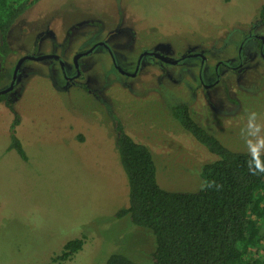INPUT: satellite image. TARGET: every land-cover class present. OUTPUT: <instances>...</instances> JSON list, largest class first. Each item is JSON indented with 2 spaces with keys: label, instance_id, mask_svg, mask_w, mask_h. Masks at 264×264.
<instances>
[{
  "label": "rangeland",
  "instance_id": "obj_1",
  "mask_svg": "<svg viewBox=\"0 0 264 264\" xmlns=\"http://www.w3.org/2000/svg\"><path fill=\"white\" fill-rule=\"evenodd\" d=\"M261 4L36 0L19 12L7 31L9 51L0 53V89L21 60L15 100L0 101V264H46L75 238L82 248L61 264H104L115 252L153 264L152 232L114 215L128 200L114 119L149 149L157 183L169 191L198 189L202 164L216 158L173 117L174 104H185L226 148L264 152V53L262 40L250 37ZM254 31L264 38L263 24ZM100 41L113 57L103 45L86 53ZM156 47L162 59L135 73L137 59ZM79 53L73 85L48 54L68 70ZM220 61L237 69L215 71ZM12 136L26 159L10 146Z\"/></svg>",
  "mask_w": 264,
  "mask_h": 264
},
{
  "label": "trees",
  "instance_id": "obj_2",
  "mask_svg": "<svg viewBox=\"0 0 264 264\" xmlns=\"http://www.w3.org/2000/svg\"><path fill=\"white\" fill-rule=\"evenodd\" d=\"M36 0H0V53L8 49L7 31L15 17ZM264 23V0L260 7ZM0 101L10 103L5 97ZM171 113L180 125L215 155L202 164L201 185L195 191H169L156 180L149 149L131 138L116 118L115 144L127 177L128 200L116 217L154 235L150 252L153 264H264V152L232 151L189 115L185 104H174ZM17 123L14 118L12 125ZM10 146L26 159L17 137ZM208 184H213L208 187ZM215 185H219L217 188ZM83 246V238L68 240L61 253L46 264H61ZM104 264H136L121 252L111 253Z\"/></svg>",
  "mask_w": 264,
  "mask_h": 264
},
{
  "label": "flooded vegetation",
  "instance_id": "obj_3",
  "mask_svg": "<svg viewBox=\"0 0 264 264\" xmlns=\"http://www.w3.org/2000/svg\"><path fill=\"white\" fill-rule=\"evenodd\" d=\"M251 23H253V25H252V27H251V30H250V37L251 36H256V37H258V38H260L261 40H262V44H260L258 47H257V49H259V51L261 52V51H263L262 53H264V50H262V48H263V45H264V38L263 37H261V36H258V34L254 31V27H256V26H259V25H261V24H263L264 25V23H262L261 21H260V16L258 15L257 16V18L254 20V22L252 21ZM257 34V35H256ZM36 41H37V39H36ZM99 45H103L104 47H106L107 49H108V53H110V55L113 57V52H112V50H110V46L111 45H108V44H106L105 43V41H100V42H97V43H95V45L90 49V50H88V52L86 51V53L88 54V53H90L91 51H93V49L95 48V47H98ZM34 48V53L36 52V49H37V47H38V45H37V42L35 43V45L33 46ZM155 47V46H154ZM192 53V52H191ZM191 53H189L188 55H195V52L193 53V54H191ZM241 51H239V54L241 55ZM82 53H79V55L77 56V57H75L74 59H73V61H72V64L73 65H67V69L68 70H66V68H65V66H64V64L60 61V57L58 56V55H55V54H48V56H51V57H54L57 61H59V63H60V67H61V71H62V74H63V76H64V79L66 80V81H68L67 83H70V84H73V85H75V84H77V82L75 81V79L74 78H76L77 76H79L80 75V65H81V61H80V59H81V57H82ZM188 55H186V56H184V54H182V55H180L179 57H176L175 59H173L172 61H170L169 63H174V64H179V62L181 61V60H183V58H186V57H188ZM37 55L36 54H34V55H32V58L33 57H36ZM144 57H146L147 59H149L148 61L146 60V59H143ZM162 59V49L161 50H159V48H157L156 47V49L154 48V50H153V48H151V50H149V51H145L144 53H142V55L137 59V61H136V65H135V68H136V71H135V73H137L138 72V70H140L141 68H142V66L143 65H145L146 63H148L150 60H153V59ZM115 61V60H114ZM240 61H242V59L240 58ZM20 62H21V60H19V62H18V64H17V67H18V65L20 64ZM220 65H224V66H226V67H232V68H234V69H237L236 67L238 66V65H231V63H229V62H227V61H224V62H222V61H220L217 65H216V67H215V71H217L218 69H219V66ZM240 65V64H239ZM16 67V70H14V73H13V75H12V80H11V82H10V84H9V86L8 87H4V88H2V89H0V97H5V100H7V101H9L10 103H11V101H14L15 100V93H14V95H12L11 97H10V93L14 90V87L16 86V83H15V80H16V77H17V71H18V68ZM117 69L118 70H121V69H119L118 67H117ZM215 80V82L214 83H216V82H218V75L216 76V78L214 79ZM213 80V81H214ZM10 103H8V105H10Z\"/></svg>",
  "mask_w": 264,
  "mask_h": 264
},
{
  "label": "clouds",
  "instance_id": "obj_4",
  "mask_svg": "<svg viewBox=\"0 0 264 264\" xmlns=\"http://www.w3.org/2000/svg\"><path fill=\"white\" fill-rule=\"evenodd\" d=\"M262 144H264V140H261L260 141ZM256 156L258 157L259 156V153L257 152L256 153ZM259 171H252L250 168H249V171L253 174V175H256V174H258V173H264V163H260L259 164ZM208 187H212L213 186V184H208L207 185ZM217 188H219L220 186L219 185H215Z\"/></svg>",
  "mask_w": 264,
  "mask_h": 264
},
{
  "label": "water",
  "instance_id": "obj_5",
  "mask_svg": "<svg viewBox=\"0 0 264 264\" xmlns=\"http://www.w3.org/2000/svg\"><path fill=\"white\" fill-rule=\"evenodd\" d=\"M27 57H32V56H26L25 58H27Z\"/></svg>",
  "mask_w": 264,
  "mask_h": 264
}]
</instances>
